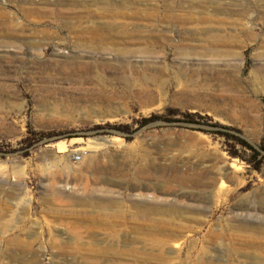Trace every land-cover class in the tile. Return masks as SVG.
I'll list each match as a JSON object with an SVG mask.
<instances>
[{"label":"rangeland","instance_id":"374dc122","mask_svg":"<svg viewBox=\"0 0 264 264\" xmlns=\"http://www.w3.org/2000/svg\"><path fill=\"white\" fill-rule=\"evenodd\" d=\"M77 1L0 0V13L10 19L0 16V264H203L234 249L235 263L264 264V245L235 241L239 235L264 240V166L249 168L229 155L221 138L183 123H135L171 108L198 111L241 129L259 147L264 0ZM31 2L42 9L29 8ZM93 4L97 16L90 18L97 24L144 26L146 20L126 15L164 13L171 4L174 12L181 6L196 19L224 18L228 25L171 22L170 39L155 57L134 37V42L91 48L94 56L83 68L57 62L59 56L73 59L90 50L77 28L91 24L81 12ZM55 8L77 13L54 14ZM245 8L252 25L241 15ZM245 22L252 32L242 28ZM203 27L224 40L218 49L231 52L228 61L218 63L239 71H203L200 64L216 63L205 55L216 47L209 46ZM189 47L201 57L177 51ZM108 123L132 124V133L97 134L94 128ZM40 133L54 135L35 141ZM94 138L105 145L88 148ZM204 151L207 167L213 154L220 156L219 165L234 163L227 185L214 189H222L220 194L181 190L169 178L175 163L187 170L186 158ZM76 154L81 160H74ZM117 165L127 174L113 171ZM239 205H248V214ZM229 230L235 236L222 234L219 242H209L212 232ZM250 252L257 256L249 258Z\"/></svg>","mask_w":264,"mask_h":264},{"label":"bare ground","instance_id":"6f19581e","mask_svg":"<svg viewBox=\"0 0 264 264\" xmlns=\"http://www.w3.org/2000/svg\"><path fill=\"white\" fill-rule=\"evenodd\" d=\"M31 1H33V0H31ZM72 1L75 4L78 3L77 0H72ZM93 1H96V0H93ZM100 1L105 3V4H109V3L113 4V2H114L113 0H100ZM121 3H124V2H121ZM30 5L31 6L29 8L42 9L41 7L36 6L35 2L34 3L31 2ZM94 6H95L94 4L91 6H86L82 10L84 12H81L82 14H85V16L87 17V20H89L91 22V24L81 25L79 28H77L78 30L79 29L81 30V34L83 36L84 41L91 46L89 48L90 50H86V51H83L82 54L75 55L73 59H67L63 56L62 57L59 56L56 58L57 62L62 63V64H70L71 66H68V67H82L83 68V65H85L86 63H89L90 59H92L94 56L91 48L103 49L104 44H107V43H111L112 45H117V44H121V43H124L127 41L134 42L137 40V39H131L134 37L138 38V40L140 42L139 44H142V43L144 44V51L147 52L148 54H150V57H155V54L158 53L161 45L168 42L170 39L169 28L171 27V31H172L171 22L180 23V24H187V23H191L193 21H198L199 23H202V24H208L211 22H216L220 26H225L228 23L227 22L228 20H225L224 18L213 19V18L206 17V16H200L196 19V17L194 15H192V13L190 11L185 10L183 7L181 8V6H177V9L179 10V12H174L175 6L169 4L166 6L167 11L164 13L156 11V12L144 14V13H142V11L138 10L136 12H133L132 14L126 15L129 17L128 18L129 20L130 19L131 20H133V19H144V20H146V25H144V26L135 25V23L132 21L130 22V24H129V22L128 23L116 22V23H113L112 25H108V24L102 23V21H100L101 22L100 24H97V22H95V18H93V19L90 18V17H96L97 16V10H95L94 8H91ZM203 6L206 8L205 5H203ZM213 8H214V6H213ZM216 9H220L221 11L224 10L220 6H217ZM51 12H53L54 14L59 13L61 15H64V14L66 15L68 13L69 14H76L77 13V11L76 12L73 11L74 13H72L71 11H61L57 8L52 9ZM241 13H242L241 14L242 16L249 17L248 18L249 23H251L250 17L252 15L250 14L249 9L245 8ZM0 16L4 17L6 22L8 20H10L8 17V14L5 12L0 13ZM245 19H247V18H245ZM158 20H160L162 22H166L167 25L163 28H160V25L157 27L156 24H154V23ZM233 21H234L233 24L235 25V19ZM251 25H252V23H251ZM241 26L244 30H246L248 32L253 31V27L247 26V23L246 24L243 23V24H241ZM208 28L209 27H203L200 32H203L207 35H210L209 38H207V40L209 41L208 44H209V46L210 45L215 46L216 49L208 50L207 54L205 53V55L209 57L208 60L214 61V63L215 62L216 63L214 65L200 64L202 66L203 71L205 73H213L216 75H221L222 73H226V72L229 73L231 71L233 73L239 71V69L236 66H235V68L229 67V65L224 67L221 63H218L220 61H226V60L228 61L229 59H226V58L231 55V52L218 49L220 46L218 41H224V40L219 39L220 36H215L218 33L214 34L213 30H209ZM113 29H116L117 32L111 33V31ZM130 40H133V41H130ZM196 47H201V46L197 45ZM196 47H189L190 50H184L182 48H180V49L178 48L177 51L182 55H186V57H190V56L201 57L200 55L202 52L198 51ZM127 51H129V50H127ZM209 51H210V53H209ZM135 71H138V69H135ZM259 72L263 73V75H264V68L260 69ZM110 99H112V98H110ZM75 141H77V140H75ZM197 142H199L201 144L200 140H197ZM103 145H105V143L99 138L90 139L88 142V148L98 149L99 147H101ZM58 148H60V146ZM65 148H63V149H65ZM208 154L209 153H206V151H204L203 153H201L195 157L194 156L187 157L186 162H188L190 164V166H188L187 170H181V168L175 163V165L172 166L173 168H170L169 178H170L171 182L176 187H180L181 190H193V191L204 192L205 189H211L213 193L220 194L222 189H220L218 191H215L214 189L217 188L219 185H220V188H221V186L223 188L227 185V182H226L227 179H231L233 177V175H231L232 173L228 171V168L230 167V168L234 169V163L227 164L225 162V160H222L223 164L219 165L220 156L218 154H213V155L211 154L212 155V161L210 160L211 164L208 165V167H207L206 165H203L205 163H203L204 159L201 156H207ZM198 156H199V158H197ZM196 158H197V160H196ZM99 159H100V157H99ZM178 161L180 163L185 162L184 159H179ZM210 161L208 163H210ZM101 162H102V159L98 160L95 163L96 169L100 168ZM142 166L144 168L147 165L143 164ZM113 171H117L120 174H124V175L127 174L125 167H121L118 165L113 167ZM236 178H238V177H236ZM263 203H264V201H263ZM239 206L241 207V210L246 211V213L248 214L247 210L250 208V207H248V205L246 207H245V205H239ZM243 227H246V226H243ZM185 231H190V229L187 228V229H185ZM222 234L227 235V236H235L234 232L231 230L224 231V233L212 232L208 238L209 242L210 243L219 242L223 238ZM183 235H184L183 233L174 234V236L172 238H174V239L180 238ZM251 236L252 235H250V236L249 235H239V237L235 236V241L237 239H240L244 243L257 245L260 247H262L264 245V240L255 241V237L252 236V238H251ZM160 242L162 244L163 241L160 240ZM224 256L227 257L225 264H240V263H235V249L233 251H229L225 255L222 253H217L214 257H212L211 260H209L206 263L204 262L203 264H221L220 262L223 260ZM255 256H257V252L255 254H253V252H250L249 258H253ZM260 256H262L264 258V251H263L262 255L260 254Z\"/></svg>","mask_w":264,"mask_h":264},{"label":"trees","instance_id":"16d2710c","mask_svg":"<svg viewBox=\"0 0 264 264\" xmlns=\"http://www.w3.org/2000/svg\"><path fill=\"white\" fill-rule=\"evenodd\" d=\"M156 121L183 123L184 126H188L191 129L205 132L215 138H221L226 151L231 157L244 161L249 168L256 171H261L264 166V139L257 147L243 136L241 129L214 121L210 115L202 114L198 111L192 112L171 108L165 113H153L149 117L135 119V123L140 124L139 127H144ZM94 129L97 130V134H107L108 131L106 129H116L120 132L131 134L133 125L129 123L115 125L108 123L106 125H97ZM53 135L54 133H40L35 141ZM127 138L129 139V137Z\"/></svg>","mask_w":264,"mask_h":264},{"label":"built area","instance_id":"2783aa9c","mask_svg":"<svg viewBox=\"0 0 264 264\" xmlns=\"http://www.w3.org/2000/svg\"><path fill=\"white\" fill-rule=\"evenodd\" d=\"M73 158L75 161H79V160H81L82 157H81V155L76 154V155H74Z\"/></svg>","mask_w":264,"mask_h":264}]
</instances>
